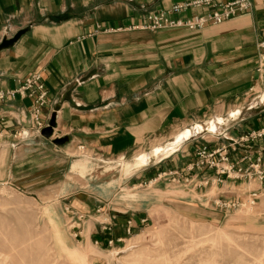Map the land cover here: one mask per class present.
<instances>
[{
    "label": "crops",
    "instance_id": "crops-1",
    "mask_svg": "<svg viewBox=\"0 0 264 264\" xmlns=\"http://www.w3.org/2000/svg\"><path fill=\"white\" fill-rule=\"evenodd\" d=\"M178 1L182 0H0V45L23 31L12 45L0 48V89L15 87L21 78L40 71L50 100L45 114L48 121L54 115L55 121L49 138L33 136L13 147L0 140L4 144L0 146V173L8 179L11 174L12 180L16 173V182L21 181L24 188L39 185L44 173L54 174L55 183L48 187L54 191L52 204L60 207L78 201L76 205L88 212L107 202L110 189L115 191L120 183L128 185L136 173L150 176L163 158H152L133 169L122 182L94 184L86 172L85 180L91 183L87 185L95 190L87 192L66 177L76 168L89 167L83 156L75 154L77 146L101 159L135 160L136 152L150 147L152 140L172 137L176 129L226 106L244 105L259 84L256 41L264 33V0H253L249 12L201 30L129 28L143 14ZM192 12L201 13V9L173 16L183 19ZM95 24L107 31L85 35ZM29 106V99H17L0 109L20 118V111L25 109L27 114ZM242 119L232 120L228 127ZM56 138L66 140L55 144ZM179 151L180 147L176 160L165 162L166 166L179 164ZM162 156L168 155L155 158ZM140 191L131 194L132 200L124 203L126 209L112 220L114 236L126 232L129 219L134 230L148 204L156 199L150 191ZM140 195L147 197L135 201L139 208H127ZM164 195L160 204L185 202L182 196ZM188 204L194 205L193 201ZM82 226L83 233L94 235V221Z\"/></svg>",
    "mask_w": 264,
    "mask_h": 264
},
{
    "label": "rangeland",
    "instance_id": "rangeland-1",
    "mask_svg": "<svg viewBox=\"0 0 264 264\" xmlns=\"http://www.w3.org/2000/svg\"><path fill=\"white\" fill-rule=\"evenodd\" d=\"M189 1L193 0L178 1L166 9L147 12L129 28L157 31L179 26L170 25L169 21L195 23L198 18H203L205 22L195 28L180 25L190 30H201L222 24L253 8V0H209L206 5L174 10L175 4ZM244 1L248 8L238 9L229 16L222 15L219 22L213 20L214 13L232 5V10H235ZM191 9H201V13L192 12L183 19L173 16ZM161 15L167 22L152 28ZM102 30L99 24H95V28L85 35L91 36ZM262 38L264 33L256 41L259 84L253 88L244 105L226 106L192 122L191 126L176 129L172 137L152 140L150 147L135 153V160L121 157L101 159L96 153L85 151L82 145L76 147L75 154L83 156L89 167L78 171L76 168L66 177L79 182L87 192L95 190L88 187L87 184L91 183L85 180L86 172L92 176L94 184L111 180L118 182L120 179L122 182L133 169L147 164L152 158H163L154 166L150 176L136 173L128 185L120 183L115 191L110 189L107 202L94 209L82 211L76 205L78 201L74 202L75 205L65 202L60 207L52 204L54 191L48 187L55 183L54 174L44 173L39 178L43 180L39 185H26L24 188L21 181L16 182V173L15 180L11 174L8 179L0 173V264H264V103H255V98L264 91V71L260 72L264 64L260 63L258 48ZM35 73L41 75L47 92V102L40 109L41 125L31 129L32 100L29 98H25L30 101L28 113L25 109L20 111V118L12 115V111L0 110L5 118V124L0 128V140L7 141L5 144L12 147L33 136H44L42 130L49 126L51 120L48 121L45 114L50 100L41 72L35 70L20 80ZM17 99L25 100L18 97L0 106ZM218 117L223 119V127L218 134L204 130L193 135L189 129L197 124L206 126L207 121ZM240 118H243L241 122L228 127L232 120ZM10 120L14 122L9 124ZM186 132L190 133L178 143ZM52 133L51 129L50 135L44 137L49 138ZM179 147L182 154L177 159L179 164L166 166L171 160H176L175 151ZM161 155L168 156L155 158ZM182 158L183 162L180 161ZM103 187L107 188L106 185ZM156 189L168 191H152ZM137 190H142L141 194L150 191L156 199L148 204L134 230L129 219L126 232L116 237L112 233V220L118 212L126 209L124 203H129L131 194ZM167 193L182 196L185 202L179 206L167 202L160 204L162 196ZM146 197H134L127 208H139L135 201ZM192 201L194 205H189L188 202ZM87 221L95 222L94 235L90 237L87 232H82V225ZM97 233L106 237L99 239L95 236Z\"/></svg>",
    "mask_w": 264,
    "mask_h": 264
},
{
    "label": "built area",
    "instance_id": "built-area-1",
    "mask_svg": "<svg viewBox=\"0 0 264 264\" xmlns=\"http://www.w3.org/2000/svg\"><path fill=\"white\" fill-rule=\"evenodd\" d=\"M209 4V0H193L189 2L184 3H177L174 5V10H184L187 9L189 6H202ZM233 5L229 8H226L224 11L220 10L219 12L214 13L213 20L215 22H219L221 20V16H229L230 14L234 13L236 10H244L248 8V3L246 1L242 2L241 5L233 9ZM233 11V12H231ZM165 16V15H164ZM157 20V19H156ZM160 21L162 24H160ZM163 21L167 22V19L163 17V15L158 17V20L156 21V24L152 25V28L161 27L163 25ZM203 18H198L196 22L189 21L187 23L182 22H173L169 21L168 24L170 25H185L189 28H195L197 26H201L204 23ZM258 48L260 49L259 52V59L260 63L264 64V38H262L258 43ZM264 71V65L263 67H260V72ZM29 98L32 100V104L30 106L31 109V129L34 130V128H37L41 125L40 122V109L42 106H44L47 102V92L44 88L42 77L39 73H35L32 76L26 77L23 80L19 81V84L14 89H0V105L2 103H5L9 100H14L16 98ZM1 110V109H0ZM2 112V111H1ZM5 120L3 114L0 113V128L5 124L3 123ZM20 123V121H19ZM2 136V130L0 129V137ZM20 136H22L20 134ZM225 155V153H223ZM223 159H227V157H222ZM231 167V166H230Z\"/></svg>",
    "mask_w": 264,
    "mask_h": 264
},
{
    "label": "bare ground",
    "instance_id": "bare-ground-1",
    "mask_svg": "<svg viewBox=\"0 0 264 264\" xmlns=\"http://www.w3.org/2000/svg\"><path fill=\"white\" fill-rule=\"evenodd\" d=\"M255 103H264V91L258 94V96L255 98ZM223 119L221 117L214 118L208 122H206V126L198 124L197 127L195 128V131L192 130V132H200L206 130L209 133H218L221 131L223 127ZM190 132H186L181 139L178 140V143H181L184 141L183 139L188 136Z\"/></svg>",
    "mask_w": 264,
    "mask_h": 264
},
{
    "label": "water",
    "instance_id": "water-1",
    "mask_svg": "<svg viewBox=\"0 0 264 264\" xmlns=\"http://www.w3.org/2000/svg\"><path fill=\"white\" fill-rule=\"evenodd\" d=\"M23 33V31L17 33L16 36H14L13 38L10 39H4L2 44L0 45V48L3 47H7L9 45H12L19 37L20 35ZM55 126V121H54V115L51 116V120L49 122V126L47 128H45L44 130H42V134L46 137H48L51 133V129L52 127ZM66 140V138H56L53 140V142L55 144H63V142Z\"/></svg>",
    "mask_w": 264,
    "mask_h": 264
}]
</instances>
